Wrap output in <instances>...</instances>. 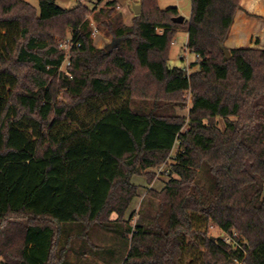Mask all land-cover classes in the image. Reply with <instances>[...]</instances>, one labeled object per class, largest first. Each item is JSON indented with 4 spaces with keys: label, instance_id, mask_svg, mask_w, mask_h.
<instances>
[{
    "label": "trees",
    "instance_id": "trees-1",
    "mask_svg": "<svg viewBox=\"0 0 264 264\" xmlns=\"http://www.w3.org/2000/svg\"><path fill=\"white\" fill-rule=\"evenodd\" d=\"M240 2L191 0L177 24V8L138 0L127 24L115 1L66 10L38 0L37 13L0 0V264H264V49L229 48V60L221 49ZM90 15L111 50L94 46ZM181 29L192 73L168 64ZM66 31L69 76L56 42ZM184 92L187 118L174 111ZM123 96L87 123L77 117ZM170 159L167 183L126 218L133 177ZM200 233L202 252L185 261L186 236Z\"/></svg>",
    "mask_w": 264,
    "mask_h": 264
},
{
    "label": "rangeland",
    "instance_id": "rangeland-1",
    "mask_svg": "<svg viewBox=\"0 0 264 264\" xmlns=\"http://www.w3.org/2000/svg\"><path fill=\"white\" fill-rule=\"evenodd\" d=\"M25 2L29 3L31 6H33L36 10L37 13H39V3L38 0H24ZM126 3V8H128V17L123 18V22L129 23L133 18V10H131L133 5H139L138 0H123ZM79 2L85 3L89 8H96V10H100V8L105 6V3L107 1L104 0H54V3L57 4L62 9L69 10L70 8L75 7ZM158 5L161 9L165 8H170V7H176L178 9L179 15H182L185 19H189L190 17V10H191V0H158ZM116 4V10H121V7ZM88 18L91 21V34L94 33V29L96 30L95 34H92V40L93 44L96 48H99L97 46L105 47L107 45H110L113 41L111 37L107 36L105 33L104 29L102 28L103 26L99 27V25L93 20L92 15L88 16ZM66 36L65 37H57L56 42L58 44V48L63 50L65 52V62L67 63L70 60V55H71V50L70 48H67V45L70 44L71 42V34H69L68 31H66ZM187 39V32L184 29L179 30V32L176 34L174 38V42L170 46V54H169V59H168V64L171 67H182L184 66L187 69L188 73H192L196 70H198L197 66H194L193 64H196V56L191 54L185 47ZM62 73L68 72L69 67L66 66L64 63L62 65ZM183 100L185 101V105L183 108H174L175 113L183 117L185 116L187 118L188 116V109L191 104V95L189 92H184L183 93ZM126 97L123 96V98L115 99V100H108V101H92L91 104H87V106L82 107L81 109L77 110V117L80 121H83L84 123H87L91 120L93 117V111L95 109L99 111H104L106 109L112 108V107H118L119 105L125 104L126 102ZM143 103L141 100H136L135 104H140ZM77 122L74 120L71 121L70 123L67 124V127L69 129L76 128L77 127ZM219 126L224 128L222 121H219ZM177 151V147L173 149L171 152V156H174V154ZM172 162V159H170L166 164L160 165L158 167H154L152 169L146 170L144 174L137 175L133 177V184L137 186V197L133 200L131 206L129 207L130 209L128 210L126 214V218H128L133 212L137 213L139 210V205L146 194V190L148 189L147 187H150L152 190H160L164 187L165 183L168 181V177L165 175L167 172V167L168 164ZM151 180V181H150ZM132 222H134V219H132ZM200 223V222H198ZM13 228L16 226L15 224H10ZM199 229L201 232L204 230V223H200L195 226V229ZM108 235V234H106ZM106 235L103 233H96V236L94 237L95 240L98 243H101V239H105ZM200 234H195V237H187L185 240V246L188 247V252L184 254V260L186 261L188 256L194 255V257H197L195 253L197 252H202L203 247L202 245V240L200 238ZM207 235L213 236V237H224L225 235L217 228H208V233ZM105 243H102L104 245ZM19 245V241L13 242L12 250L15 249ZM196 262V261H195ZM199 261L197 260V264Z\"/></svg>",
    "mask_w": 264,
    "mask_h": 264
},
{
    "label": "crops",
    "instance_id": "crops-1",
    "mask_svg": "<svg viewBox=\"0 0 264 264\" xmlns=\"http://www.w3.org/2000/svg\"><path fill=\"white\" fill-rule=\"evenodd\" d=\"M104 1H107L106 3L110 1L117 2L118 5L122 6L121 11L123 13V16L126 18L129 16L128 15L129 9L126 8L125 1L123 0H104ZM240 6H241V10L235 13L236 15L229 29L230 32L224 43V46L227 49L245 48V47L264 49V0H241ZM131 10L133 9L131 8ZM126 20L125 23H127ZM127 24H130V22ZM97 47L100 48V46ZM132 183H133V179H132ZM147 188L151 189L150 187Z\"/></svg>",
    "mask_w": 264,
    "mask_h": 264
},
{
    "label": "water",
    "instance_id": "water-1",
    "mask_svg": "<svg viewBox=\"0 0 264 264\" xmlns=\"http://www.w3.org/2000/svg\"><path fill=\"white\" fill-rule=\"evenodd\" d=\"M132 9H133L134 14L136 15L140 12V5H133ZM184 20H185V18L182 15H180L179 17L174 18L173 22L177 23V24H181L184 22ZM112 47H113V45L110 44V45H107L105 48L109 51V50H111ZM221 49L225 55V59L229 60L230 52L228 51V49L225 46H223Z\"/></svg>",
    "mask_w": 264,
    "mask_h": 264
},
{
    "label": "built area",
    "instance_id": "built-area-1",
    "mask_svg": "<svg viewBox=\"0 0 264 264\" xmlns=\"http://www.w3.org/2000/svg\"><path fill=\"white\" fill-rule=\"evenodd\" d=\"M95 33H96V30L94 29V33H92V34H95ZM71 46H72V42H70V44L67 45V48H70ZM65 59H66V58H64V60H63L62 63L60 64L59 72H62V67H63L62 65H63L64 63L66 64L67 67H70V66H69V65H70V62L68 61V62L66 63V62H65ZM64 74L67 75V76H69L68 72H64ZM234 235H235V234H234ZM223 238H224L225 241H228V242L231 241V238H228V236H226V235H225Z\"/></svg>",
    "mask_w": 264,
    "mask_h": 264
}]
</instances>
